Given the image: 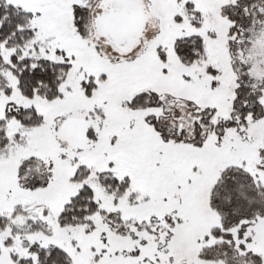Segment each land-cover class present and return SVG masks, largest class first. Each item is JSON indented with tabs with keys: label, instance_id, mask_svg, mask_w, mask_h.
Returning <instances> with one entry per match:
<instances>
[{
	"label": "snow or ice",
	"instance_id": "6c2138e0",
	"mask_svg": "<svg viewBox=\"0 0 264 264\" xmlns=\"http://www.w3.org/2000/svg\"><path fill=\"white\" fill-rule=\"evenodd\" d=\"M0 264H264V0H0Z\"/></svg>",
	"mask_w": 264,
	"mask_h": 264
}]
</instances>
